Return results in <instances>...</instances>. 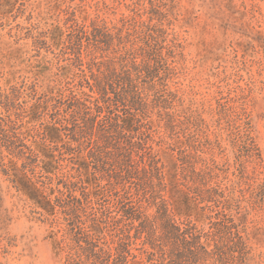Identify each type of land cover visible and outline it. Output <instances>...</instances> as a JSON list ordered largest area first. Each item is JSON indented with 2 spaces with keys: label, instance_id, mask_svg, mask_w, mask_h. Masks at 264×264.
Masks as SVG:
<instances>
[{
  "label": "trees",
  "instance_id": "trees-1",
  "mask_svg": "<svg viewBox=\"0 0 264 264\" xmlns=\"http://www.w3.org/2000/svg\"><path fill=\"white\" fill-rule=\"evenodd\" d=\"M147 2V6L142 0L131 2L126 6L131 14H120L115 23L97 14L86 23L87 15L77 16L74 9L62 25L50 23L34 44L72 55L65 58L71 63L58 66L59 77L47 90L65 95L69 101L65 109L75 118L74 124L79 117L95 137L97 150L85 147L86 153L74 163L87 184L83 200L99 195L96 187L103 178L97 172L134 184L138 202L124 188V200L116 202L124 203L119 211L128 221L118 228L121 236L114 240L108 234L107 228L116 222L108 207L101 212L104 226L98 218L88 225L81 220L82 199L75 196L72 181L65 182L73 175L51 149L62 141L57 122L39 131L31 123L37 121L43 106L33 104L31 121L23 132H16L10 107L19 90L13 87L17 92L13 88L7 92L1 85L0 106L9 113L7 120L0 116V173L31 203L38 219L49 224L54 248L64 255V264H136L130 227L136 238L142 237L147 255L153 256L156 250L166 255L161 264H248L250 233L231 213L229 190L234 188L224 183L227 171L223 168L229 161L224 152L230 147L249 197V201L239 199L238 208L246 202L262 209V159L246 98L243 94L223 97L207 111L203 102L196 104L191 90L179 87L186 66L184 44L174 26L179 15L176 6L172 0ZM19 3L0 0V14H8ZM204 113L214 119V128ZM38 133L42 140L25 143L26 136ZM160 153L168 156L170 166ZM90 159L97 172L90 171ZM243 192L240 189L241 196ZM141 201L154 212L142 211ZM75 229L86 230L85 240ZM105 235H110L106 248L99 247L96 240ZM76 253L78 261L73 260Z\"/></svg>",
  "mask_w": 264,
  "mask_h": 264
},
{
  "label": "rangeland",
  "instance_id": "rangeland-1",
  "mask_svg": "<svg viewBox=\"0 0 264 264\" xmlns=\"http://www.w3.org/2000/svg\"><path fill=\"white\" fill-rule=\"evenodd\" d=\"M133 1L136 0H19L20 3L8 14H0V85L7 92H11L13 87L19 90L18 93L13 88L18 96L13 107H10L11 119L16 121V132H23L27 121H31L33 104L43 106L38 112L37 121L31 124L42 131L44 126L57 122L55 126L60 131L62 141L54 144L51 149L60 162L63 159L62 162L68 164L67 168L73 175L66 178L65 182L70 179L76 190L75 196L82 199L79 214L81 220H86L85 225L92 218H98L102 223L101 212L108 207L109 215L116 220L114 225L107 228L114 240L118 239V235L121 236L118 228L128 225L119 211L124 203L116 202L124 200L123 188L131 191L133 199L138 202L134 184L120 183L116 177H108L107 172H97L90 159V171L97 172L103 180L100 179V185L96 187L99 195L95 197L90 194L87 200H83L87 196V184L84 183V175L77 174V165L74 163L88 149L97 150L93 141L95 137L79 117L78 123L74 124L75 118L69 115V109H65L69 102L65 95L56 90L53 93L47 90L59 77L58 66L71 63V59L65 58H72V55H61L55 48H38L34 44L40 32L45 31L50 23L62 25L64 18L74 9L77 10V16L87 15L86 23L96 14L108 23H115L120 14H131L126 6ZM142 1L145 6L148 5L147 0ZM172 1L179 13L174 26L184 44L186 66V73L180 78L179 87L191 90L193 100L196 104L203 102L206 111L213 109L220 98L244 95L262 159L259 169L261 182L264 179V0ZM83 69L87 71L86 64ZM225 98L221 101H225ZM86 111L89 112L90 109ZM14 112L19 114L18 118ZM8 113L0 106V116L4 120H7ZM203 116L212 125L211 129L214 128V119L207 113ZM30 135L32 136H26L24 140L27 144H31L33 138L42 140L43 137L41 133ZM68 151L71 152L70 155L65 153ZM224 153L229 158L228 164L223 167L227 171L224 183L234 188L229 190L232 196L231 213L235 215V221L245 224L250 233L252 259L248 264H264V201L262 209H253L246 202H242L238 208L239 199L249 201L244 190L246 185L240 181V172L230 147ZM160 156L166 165L170 164L168 156L163 153ZM110 172V175L115 174V170ZM247 172L251 174V166H247ZM52 181L55 184L57 178ZM61 181L64 182L62 179ZM240 189L244 191L243 196ZM140 205L146 214L154 212L152 208L146 209L145 201H141ZM70 216L71 213L65 215L66 218ZM38 217L31 203L0 173V264L65 263L64 255L54 248L49 224ZM102 225L104 226L103 223ZM75 231L80 238H86V230ZM127 231L130 235L131 252L136 255L132 260L136 264H161L166 261L163 258L166 255L159 250L153 256L147 255L145 249H149L142 244V237H135L133 227ZM110 235L96 240L99 247L106 248ZM77 255H73L74 261H78ZM101 258L105 260V256ZM151 258L153 261L148 262Z\"/></svg>",
  "mask_w": 264,
  "mask_h": 264
}]
</instances>
